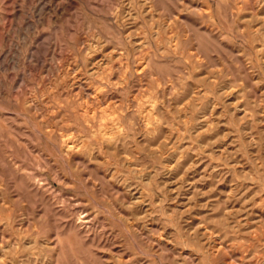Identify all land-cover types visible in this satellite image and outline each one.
Masks as SVG:
<instances>
[{
	"label": "rangeland",
	"instance_id": "1",
	"mask_svg": "<svg viewBox=\"0 0 264 264\" xmlns=\"http://www.w3.org/2000/svg\"><path fill=\"white\" fill-rule=\"evenodd\" d=\"M0 264H264V0H0Z\"/></svg>",
	"mask_w": 264,
	"mask_h": 264
},
{
	"label": "bare ground",
	"instance_id": "2",
	"mask_svg": "<svg viewBox=\"0 0 264 264\" xmlns=\"http://www.w3.org/2000/svg\"><path fill=\"white\" fill-rule=\"evenodd\" d=\"M66 145V144H65ZM67 147V146H66Z\"/></svg>",
	"mask_w": 264,
	"mask_h": 264
}]
</instances>
